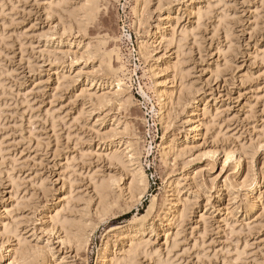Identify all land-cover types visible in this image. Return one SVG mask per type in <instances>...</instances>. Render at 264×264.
I'll return each mask as SVG.
<instances>
[{"label": "rangeland", "instance_id": "1", "mask_svg": "<svg viewBox=\"0 0 264 264\" xmlns=\"http://www.w3.org/2000/svg\"><path fill=\"white\" fill-rule=\"evenodd\" d=\"M143 1L0 0V264H264V0Z\"/></svg>", "mask_w": 264, "mask_h": 264}, {"label": "bare ground", "instance_id": "2", "mask_svg": "<svg viewBox=\"0 0 264 264\" xmlns=\"http://www.w3.org/2000/svg\"><path fill=\"white\" fill-rule=\"evenodd\" d=\"M94 2V1H93ZM144 3V1L143 0H136V6L134 7V13L136 14V16H137V22H136V24H137V30H139L140 29V27H141V25H142V17H141V4H143ZM90 4H87V5H85L86 6V11H87V13L90 15V16H92V15H94V11L96 10V6H95V3H93V4H91V1L89 2ZM83 8H85V7H83ZM79 10V9H78ZM81 10V9H80ZM84 10V11H85ZM71 11H74L75 12V10L73 9V10H71ZM85 11V12H86ZM70 12V11H69ZM73 12V14H74V16H75V14H76V12H77V10H76V12L74 13ZM82 12V11H81ZM70 14L71 15H73L71 12H70ZM69 14V16L71 17V15ZM78 15H80V14H78ZM88 15V16H89ZM73 16V17H74ZM89 16V17H90ZM73 17H71V18H73ZM76 17H77V14H76ZM83 17H84V15H83ZM82 17V18H83ZM147 45V43H146V41H140L139 42V49H140V54L142 55V57H143V59H145L146 60V58H147V56H148V53H149V48H148V46H146ZM150 72H151V74H152V76H154V75H156V73H155V71L153 70V68H151L150 69ZM154 84V91H155V93H156V96H157V99H158V102H159V105H160V119L161 120H163V119H165V117H166V114H165V104H166V102H165V100H166V95H167V93H166V91L163 89V88H161L158 84H157V82L156 83H153ZM167 142V144H168V141H165L164 139H163V144H165V143ZM169 148H171V146L169 145V146H167V145H165V146H163V151H162V155H163V158H166V156H168L170 153H169V151H168V149ZM137 153V152H136ZM115 155H116V153H115ZM115 155H114V157H115ZM117 156V155H116ZM134 156V155H133ZM113 156H111V158H114ZM226 159H225V162H226V164L229 162V161H231L232 159H235L234 158V154L232 153V152H228L227 154H226V157H225ZM115 159V158H114ZM116 159H117V157H116ZM118 159H119V157H118ZM237 159V162H238V166L240 167L239 168V170H238V172L239 171H241V169H242V156L240 155L239 157H237L236 158ZM131 162H134V163H136V160L135 159H133V158H131L130 159V161H129V163H131ZM108 181V180H107ZM107 181H105V179H103V180H101V182H99V183H95V188L97 189V191H99V195H100V198L102 199L101 201H102V203H103V205H105V206H107L108 205V203L110 202V195H109V189H110V184H108V182ZM147 187H148V179H147V176L145 175V172L143 171V169L138 165V166H135V168L133 169V181H132V183H131V185L129 186V189H130V191H129V195H130V198L131 199H137V201H139L140 199H141V197L143 196V194L145 193V191H146V189H147ZM157 196L156 195H153V202H152V205H150V209H149V212H151L152 211V209L154 208V203H155V201L157 200V198H156ZM135 199V200H136ZM105 206H104V210H106L105 209ZM107 208V207H106ZM108 208H109V206H108ZM108 210V209H107ZM107 213V212H106ZM57 217H58V215H57ZM64 220L63 221H61V220H58V221H61V224H62V226L64 227V228H66L68 231H70V233H78V232H76V231H80V232H83L82 230L83 229H80L81 227H82V225H84V224H80L79 222H82L81 220L80 221H78V222H76L75 220H71V221H68V219H67V221H65V218L64 217H62ZM58 219H60V218H58ZM70 220V219H69ZM144 223V219H138V220H134V221H132L130 224H128V226H126V231H130L131 229H133L134 230V234L132 235V236H130V239H131V242H130V246H129V248H128V250L126 251V255H125V257L126 258H128L127 260L130 262H132V264H133V262L135 263L136 261H137V259H135V256H136V253H138L137 252V250L139 249V247H140V245H141V243H134V238L142 231V228H143V224ZM136 224H140V225H137V226H135ZM85 226V225H84ZM83 228V227H82ZM85 228V227H84ZM86 229V228H85ZM75 230V231H74ZM132 230V231H133ZM74 231V232H73ZM79 232V233H80ZM81 234H83V233H81ZM73 235H75V234H73ZM77 236H80V234H78ZM76 235H75V237H77ZM84 236V235H83ZM82 236V237H83ZM80 238V237H79ZM85 238V237H84ZM87 238V237H86ZM82 240H84L83 238H82ZM88 239H85V241H87ZM141 242V241H140ZM139 254V253H138ZM138 256V255H137ZM137 256H136V258H137ZM102 259H107L106 258V256L103 254L102 255ZM136 261H135V260ZM160 262V261H159ZM158 262V263H159ZM104 264H105V262H103ZM161 263H163V262H160L159 264H161ZM108 264H118V258L116 257V256H114L113 258H111L110 259V261L108 262ZM136 264V263H135ZM164 264V263H163Z\"/></svg>", "mask_w": 264, "mask_h": 264}]
</instances>
